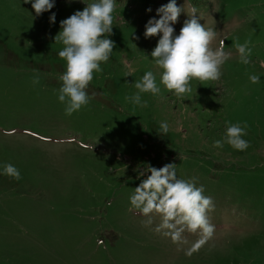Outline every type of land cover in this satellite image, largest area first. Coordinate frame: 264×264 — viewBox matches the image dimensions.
Returning <instances> with one entry per match:
<instances>
[{"label":"rangeland","instance_id":"374dc122","mask_svg":"<svg viewBox=\"0 0 264 264\" xmlns=\"http://www.w3.org/2000/svg\"><path fill=\"white\" fill-rule=\"evenodd\" d=\"M167 2L118 0L111 58L94 73L89 104L68 117L57 100L66 62L55 37L60 21L86 5L56 0L50 24L51 12L37 16L24 0H0V162L22 177L0 175V264H264V0H188L217 32L211 47L223 41L231 54L223 75L193 80L181 97L160 85L159 96L144 93V106L136 105L129 98L145 71L159 83L150 56L159 37L143 33ZM245 42L247 65L235 47ZM164 120L170 130L161 136ZM234 123L246 126L244 152L215 146ZM147 163H175L180 178L195 177L214 201V234L190 257L183 249L198 234L185 232L188 244L177 246L130 207L136 170Z\"/></svg>","mask_w":264,"mask_h":264},{"label":"clouds","instance_id":"9594fccd","mask_svg":"<svg viewBox=\"0 0 264 264\" xmlns=\"http://www.w3.org/2000/svg\"><path fill=\"white\" fill-rule=\"evenodd\" d=\"M24 3L31 4L37 16L51 12L56 6V0H24ZM82 3L86 5L82 10H76L60 21L61 30L55 37L63 45L58 56L66 62L65 71L59 77L62 83L57 100L64 105V114L68 117L89 104L91 97L86 90L93 81L94 73L103 71L102 64L109 62L115 47V42L109 37L113 31V14L118 0H82ZM187 3L188 0H184L178 5L177 0H168L145 24V39L159 37L150 53L154 66L160 70L159 83L154 71H145L135 81L137 91L129 98L132 103L144 106L142 94L159 96L160 85L181 97L191 92L193 80L220 81L222 67L231 54L225 51L223 41L219 47H211L217 37L216 30L201 23L198 9L193 6L189 10ZM145 11L150 13L152 8ZM182 13L186 19L177 34L174 26ZM55 22L56 13L51 12L49 23ZM235 47L239 61L249 64L252 48L248 42ZM260 79L258 74L249 76L253 84L259 83ZM33 83L38 84L39 77ZM158 129V134L166 135L170 130L169 122L161 121ZM247 135L246 126L238 123L225 125L223 136L215 142V146L222 148L227 144L236 151L244 152L250 147L245 138ZM136 173L140 182L129 196V204L146 218L142 221L144 227L170 239L177 246L188 244L185 232L198 234L199 239L183 249L189 257L212 238L215 227L210 222L209 213L214 210V201L205 195L204 186L198 184L195 177L180 178L175 163H165L159 168L147 163ZM0 175L16 181L22 178L19 168L8 162H0ZM154 216L159 217L158 223L154 224Z\"/></svg>","mask_w":264,"mask_h":264}]
</instances>
